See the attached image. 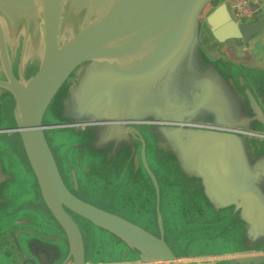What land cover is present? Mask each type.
Here are the masks:
<instances>
[{"label": "water", "instance_id": "95a60500", "mask_svg": "<svg viewBox=\"0 0 264 264\" xmlns=\"http://www.w3.org/2000/svg\"><path fill=\"white\" fill-rule=\"evenodd\" d=\"M262 26L226 0H0V201L46 206L0 202V243L28 228L66 238L61 264H264V71L226 53Z\"/></svg>", "mask_w": 264, "mask_h": 264}, {"label": "crops", "instance_id": "0c3cea01", "mask_svg": "<svg viewBox=\"0 0 264 264\" xmlns=\"http://www.w3.org/2000/svg\"><path fill=\"white\" fill-rule=\"evenodd\" d=\"M226 2L228 3V6L229 4H231V6L233 7L234 0H226ZM256 4L259 5L258 3ZM258 19L262 20L263 22L262 28L256 34H254L253 36L249 38L229 40L226 43V53H227L228 58L234 61L235 63H237L239 66H245L247 68L255 69L258 71H264V67L253 65L255 61L264 62V7L260 9L257 20ZM231 51L233 52V54L237 55L238 57L236 58L233 57L230 53ZM249 61L253 62L252 65L249 63ZM246 79L249 82V84H251L247 76H246ZM16 139H15V144L19 145V147L16 148V151L19 152V155L22 161L28 164L27 160L23 159V156H22L23 154L21 153V149H23V147L22 145L16 142ZM11 178L13 177H8L6 179H11ZM36 194H38L39 197H37L35 200L22 201V200L9 199V200H4L0 202H29L26 206L28 207L34 206V207L45 209L46 206L44 203L42 204L37 203V202H43L41 201L40 192L37 191ZM89 202H98V201L92 200ZM36 204L39 206H37ZM31 233L35 235H39V240L33 239L29 241L28 247L30 248L29 250L32 253L39 256V258L42 261L41 263L42 264H61V262L63 261L62 260L63 257L61 256L65 252V249L61 246L60 243L62 241L67 243V240L66 238H62L59 234L52 235V234H47L45 232H38L33 229L22 228V229L13 231L12 233L8 234L7 236L3 238V240L7 237H12V238L17 237L18 240L14 241V243L16 244L17 247H19L20 250H23V252H25L28 250V247L26 248L23 245L24 243H26V241L25 240L21 241L20 236H22L23 234H31ZM22 239H23V236H22ZM3 240L0 243V256H3L7 264H17L12 255L11 245L3 244ZM6 246H8L9 248L5 249ZM35 249L39 250V254L37 253ZM87 250H88V247H87ZM67 252L68 251H66L65 254H67ZM17 259H19L22 264L25 261V260H22L20 256H18Z\"/></svg>", "mask_w": 264, "mask_h": 264}, {"label": "built area", "instance_id": "2783aa9c", "mask_svg": "<svg viewBox=\"0 0 264 264\" xmlns=\"http://www.w3.org/2000/svg\"><path fill=\"white\" fill-rule=\"evenodd\" d=\"M263 7L264 0H234L233 16L238 22L257 20L260 9Z\"/></svg>", "mask_w": 264, "mask_h": 264}, {"label": "rangeland", "instance_id": "374dc122", "mask_svg": "<svg viewBox=\"0 0 264 264\" xmlns=\"http://www.w3.org/2000/svg\"><path fill=\"white\" fill-rule=\"evenodd\" d=\"M213 9V7H208L206 10H205V13H204V17H206V15L207 14H209L210 12H211V10ZM229 9H230V11H231V13L234 15V9H233V7L231 6V4H229ZM249 63L252 65V63L253 62H250L249 61ZM253 65H255V66H261V67H264V62H261V61H255L254 63H253ZM61 104H63V102L60 100V99H57L56 101H55V103H54V105L51 107V112L54 110V113H55V117H58V119L61 117V113H62V109H63V106L61 105ZM50 118V116L48 117L47 116V119H49ZM106 193V192H105ZM111 193V192H110ZM113 195H114V192L112 193ZM89 201H92L91 200V198H90V200ZM93 201H98V202H105L104 200H93ZM108 203V205H110V206H113V207H118V204H119V202H115V201H113V200H109V202H107ZM133 206V205H132ZM131 205H129L128 206V210H130L131 212H134L133 211V208H131L132 207ZM125 207V206H124ZM121 211V210H120ZM122 213V212H121ZM136 219V218H135ZM95 230V229H94ZM106 235V233L102 230V232H98V241H101L102 239L101 238H103L104 236ZM107 237H108V240L110 239V238H114L112 235H110V237H109V235H107ZM106 238V237H105ZM102 243H103V241H102ZM106 244V243H105ZM104 245V244H103ZM36 251H37V253L39 254V250H37V249H35ZM0 260L2 261V264H7V262L5 261V259L3 258V256H0Z\"/></svg>", "mask_w": 264, "mask_h": 264}, {"label": "flooded vegetation", "instance_id": "af4514ba", "mask_svg": "<svg viewBox=\"0 0 264 264\" xmlns=\"http://www.w3.org/2000/svg\"><path fill=\"white\" fill-rule=\"evenodd\" d=\"M16 142L19 143L20 145H22L21 140H20L19 137L16 139ZM21 153L23 154V155H22V156H23V159H26L27 162H28V159H27V156H26V154H25L24 149H21ZM43 202H44V201H43ZM36 205H37V204H36ZM37 206H39V205H37ZM44 207H45V206H44ZM17 240H18L17 237H13V238H12V237H7V238H5V239L3 240V244H9V245H11V248H12V255H13V257H14L15 262H16L17 264H22V263L20 262V260L17 259L18 256H20V257L22 258V260L29 259L30 257L25 256V252H23V250H20L19 247L16 246V244L14 243V241H17ZM26 264H32V263L29 262V261H26Z\"/></svg>", "mask_w": 264, "mask_h": 264}, {"label": "trees", "instance_id": "16d2710c", "mask_svg": "<svg viewBox=\"0 0 264 264\" xmlns=\"http://www.w3.org/2000/svg\"><path fill=\"white\" fill-rule=\"evenodd\" d=\"M230 53H231V55H232L233 57H235V58L238 57L237 55L233 54L232 51H231Z\"/></svg>", "mask_w": 264, "mask_h": 264}]
</instances>
